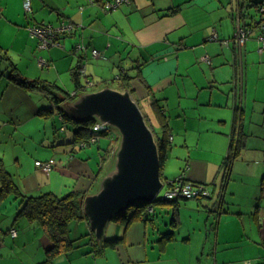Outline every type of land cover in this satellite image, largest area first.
I'll return each instance as SVG.
<instances>
[{"label":"crops","instance_id":"1","mask_svg":"<svg viewBox=\"0 0 264 264\" xmlns=\"http://www.w3.org/2000/svg\"><path fill=\"white\" fill-rule=\"evenodd\" d=\"M24 1L0 0V22L9 24L11 29L4 35L21 52V63H12L23 79L54 83L75 95V100L104 88L122 91L114 78L120 73L133 76L132 95L141 101L151 122L148 93L165 97L170 145L179 127L186 128V117L178 110L176 124L171 123L166 98L170 94L178 99L191 97L194 109L224 110L225 115L210 114L219 119L208 132L214 140L211 170L209 162L200 161L203 166L194 169L186 162V180L208 183L206 189L212 195L191 205L196 219H190L184 231L180 205L186 199L179 201L172 242L159 247L160 233L171 230L172 208L158 206L156 210L165 215L136 219L128 225L118 220L108 223L103 237L122 240L102 254L90 252L89 224L71 221L72 249L47 261L51 242L44 228L17 215L22 199L9 193L0 196V264H262L264 52L258 51L260 41L253 27L260 18L255 6L260 0H131L112 10L104 5L113 0H28L30 11L23 14ZM176 8V13L167 14ZM238 22L253 27L242 46L233 39ZM41 23L71 25V29L58 38L57 46L40 49L28 27ZM213 31L217 41L210 40ZM93 49L101 54L93 57ZM76 66L83 88L78 93L72 80ZM7 73L0 63V164L12 182L26 196L51 193L62 197L76 190L95 193L114 167L112 141L116 135L79 148L71 142V132L59 133L63 126L55 113L49 117L39 114L43 108H52L49 99L38 90L12 83ZM235 114L241 115L244 147L227 172L220 165L228 151ZM31 124L34 130L28 128ZM219 130L224 132L217 140ZM92 159H98L96 170ZM36 161L50 162V172L36 167ZM10 230L16 231L15 237Z\"/></svg>","mask_w":264,"mask_h":264},{"label":"trees","instance_id":"2","mask_svg":"<svg viewBox=\"0 0 264 264\" xmlns=\"http://www.w3.org/2000/svg\"><path fill=\"white\" fill-rule=\"evenodd\" d=\"M258 5L255 6L258 7ZM177 10L179 9L178 8L170 9L167 14H174L177 12ZM260 20H261V15L258 22L255 25H253L255 29L257 28V24L260 22ZM253 27L249 29H253ZM257 33L259 35L258 31ZM217 40L218 39L211 41H217ZM0 63L5 66V69L8 72L7 79L9 81L28 90H38L49 99L50 103L52 104V108L51 107L46 109L43 108L39 111V114L43 117H47V116L49 117L53 115V113H55L60 118L61 126H63L64 128V132L62 134L65 133V130L71 132L72 143L76 144L79 147L80 143H86L91 137L96 136L97 141L93 144H89L87 146L89 147L90 145L97 144L101 138H107L108 140H110V137L108 136L109 131L111 129L110 126L100 123L99 120L95 118H91L82 123H75L67 116L62 106L67 103H72L74 101L73 100L74 97H76L75 95H70L69 93L65 92L54 83H48L42 80L28 81L26 79H23L17 73L15 65L7 56L6 52L1 50H0ZM78 75H79V68L78 66H76L73 69V73H72L73 76L72 80L76 93L81 92L83 90L78 80ZM114 80L117 81L121 90H129L132 94L131 82L136 80L135 77L129 76L128 74L125 73H120L116 78H114ZM147 99L149 101L152 111L154 112L157 119H159L160 121L162 136H160L158 139V147L161 156L160 164L162 169L168 151L170 150L169 149L170 141L172 140V137L170 136L168 131V125L166 121L167 120V115L165 110L166 99L165 97L162 96L157 98L155 97L154 94L150 92L148 93ZM240 120H241V115L239 114V118H238V116L235 114L228 151L220 165V168H223L224 171L227 172L231 171L234 160L237 158L239 152L244 147L245 135L241 133V128L239 126ZM96 124H102L104 126H102V128L98 129L97 131H94L93 128ZM152 131L154 132V130ZM85 148H81V149H85ZM263 151H264V146H263ZM161 177H162V172H161ZM165 183L169 189H173V187H180L182 189V187L185 184H192L189 181H187L186 177H184L183 175L173 178L172 180H166ZM263 183H264V173L263 176L261 177V183H260L261 200L264 203ZM192 185L194 186V188H197V186H200L201 184L194 183ZM201 186L207 192L208 194L207 196L212 195L207 191L204 185ZM9 193L17 194L22 199V205L17 215L19 216L23 215L29 220H34L44 228L47 237L51 242V246L46 251L47 261L50 258L60 253H67L70 249H72L73 241L70 240L68 236V224L71 221L85 220L88 223L84 215V209H83L84 199L85 196L87 195L84 191L82 190L72 191L66 195H63L62 197H57L55 195H52L51 193H43L39 196H26L23 195L21 191L17 188V186L12 182L9 174L3 169V167L0 164V196H4L5 194H9ZM207 196H197L192 198H183V197H179V195H176L172 198L156 197V199L151 204L148 203L135 204L133 208H130L127 212H125L119 218H117V220L124 225L130 224L132 221L136 219L152 220V217L157 215L156 207L158 206L171 207L172 214L170 216L171 223L169 226L171 230L162 231L158 239L159 247L162 248L164 247V245L174 240V233L172 229H174L177 226L176 213H177L179 201L181 199L198 200L205 198ZM88 235L92 242L90 252L95 254H102L105 248L114 247L119 241L122 240V238L120 237L119 238L103 237L101 242H97L93 232L90 231ZM263 260H262V264H263Z\"/></svg>","mask_w":264,"mask_h":264},{"label":"water","instance_id":"3","mask_svg":"<svg viewBox=\"0 0 264 264\" xmlns=\"http://www.w3.org/2000/svg\"><path fill=\"white\" fill-rule=\"evenodd\" d=\"M62 108L75 123L95 118L120 135L112 171L102 178L98 190L84 199L89 229L101 242L108 223L137 203L151 204L164 187L159 137L147 125L129 90L104 88L81 94Z\"/></svg>","mask_w":264,"mask_h":264},{"label":"rangeland","instance_id":"4","mask_svg":"<svg viewBox=\"0 0 264 264\" xmlns=\"http://www.w3.org/2000/svg\"><path fill=\"white\" fill-rule=\"evenodd\" d=\"M22 12L23 14L29 13L24 9V7H23ZM10 29L11 28L9 24L5 20L0 22V42L4 43V46H1V44L0 46L6 52L7 56L12 60V62L20 64L22 58L20 57L21 52L18 50V45L11 42L10 39L4 35V33L8 32ZM132 97L137 102L141 112L143 113L145 117V121L147 125L150 127V129L154 130V132L158 134L159 136H162V131L160 128V121L159 119H157V117L155 116L151 108L149 107L152 122L148 119L145 113L146 110H144V107L141 104V101H138L136 98H134L133 95ZM166 98H167V109H168V114H169L168 116L171 120V123L176 124V114L178 111H180L181 113L180 116L183 117V115H185L186 117V128L184 129L183 127H179V132L176 133V135L174 136L173 138L174 141L170 145V147L172 148L168 151V154L164 162L163 170L161 169L162 176L163 174H165L168 180H172L173 178H176L181 175L186 177L185 176L186 162H188V165L192 169L196 167H202L203 165L200 163V161L209 162L207 166L211 170V167H212L211 162L213 163V161H212V154H211L210 148L212 147L214 140H212L213 135L211 134L212 136H210L208 132L210 128L213 127V125L218 124L219 119L217 117L210 118V114L212 113L218 114L217 116H220V114L225 115L224 110H216L212 112V109L208 107H197V109H194L196 105H195L194 99H192L191 97H183L182 99H178L177 96L175 97V95L170 94V97H166ZM179 101L181 102L179 105H177ZM192 114H195V115L197 114V117L193 116ZM198 114H201L202 116L199 117ZM230 123L231 121L229 122V124ZM28 128L30 130H34L33 124H31ZM111 129H112V133L114 134V136L116 135L115 136L116 139L112 141L114 142L113 144L114 146L112 148V156H113V163H114L116 152L119 149L120 135L116 129H113V127H111ZM223 132L224 131H220V130L218 131V134L216 136V138L218 137L217 140L221 139L220 137H223ZM92 160L93 161L91 162H92L93 168L96 170L98 166V159L97 160L92 159ZM206 184L208 185V183ZM206 184L204 185L205 187H206ZM168 191L171 192L165 183L164 187L157 195V198H162L164 194ZM184 203H187V204L183 205ZM193 203H196L195 199L181 201V205H180L181 225L180 227L182 231H184L186 228L189 227L190 219H193V220L196 219L195 217H193L195 216V214H193V212L189 210ZM157 211H158V214H157L158 216H160L161 214L165 215L164 211L163 212L161 210H157ZM168 217L169 215L166 216V218ZM86 239L87 240L84 242V244L87 247V245H89V240H88L89 238H86ZM79 242H76L75 244L77 245Z\"/></svg>","mask_w":264,"mask_h":264},{"label":"built area","instance_id":"5","mask_svg":"<svg viewBox=\"0 0 264 264\" xmlns=\"http://www.w3.org/2000/svg\"><path fill=\"white\" fill-rule=\"evenodd\" d=\"M131 0H113L109 3H106L104 5V8L106 10H112L115 9L117 7H119L120 5H124V4H128L130 3ZM23 7L24 9L29 12L30 11V5L28 0H25L23 3ZM258 12L261 15V20L260 22L257 24V28L256 30L259 32V35L257 36V39L260 41V47L258 49L259 52H264V0H260L259 5L257 7ZM71 25H65L62 24L58 27H53L50 24H46V23H41V24H35L32 26L28 27L29 30V34L30 37L32 39H35L38 43V46L40 47V49H49L53 46H57L58 44V38H60L63 34H66L70 31ZM251 30L249 28H245L243 26H241V23H237L235 32H234V39L235 42L242 46L244 44V42L249 38L250 34H251ZM217 39V35L216 33L213 31L210 40H216ZM92 56L93 57H98L101 53L96 51V50H92L91 51ZM209 59L204 58V62H208ZM102 124H96L93 128L94 131H97L98 129L102 128ZM64 132V128L61 127L59 129V133H63ZM108 136L110 138H114L112 130L109 131ZM97 141V137H91L88 142L86 143H80L79 147L80 148H85L87 147L89 144H93ZM35 166L40 168L44 173H48L51 170V163L50 162H35ZM193 184V183H192ZM192 184H185L182 189L180 187H173V189H170L171 192H166L165 193V198H172L176 195H179V197H183V198H192V197H197V196H207V192L205 191V189L200 185L197 186V188H194V186ZM263 199H264V183H263ZM9 234L11 235V237H15L16 236V231L15 230H10ZM248 264V263H247ZM263 264H264V260H263Z\"/></svg>","mask_w":264,"mask_h":264}]
</instances>
